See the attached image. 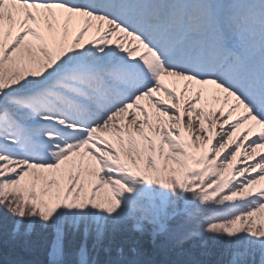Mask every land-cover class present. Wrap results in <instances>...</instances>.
Instances as JSON below:
<instances>
[{
	"label": "snow or ice",
	"instance_id": "snow-or-ice-1",
	"mask_svg": "<svg viewBox=\"0 0 264 264\" xmlns=\"http://www.w3.org/2000/svg\"><path fill=\"white\" fill-rule=\"evenodd\" d=\"M0 264H264V0H0Z\"/></svg>",
	"mask_w": 264,
	"mask_h": 264
},
{
	"label": "trees",
	"instance_id": "trees-1",
	"mask_svg": "<svg viewBox=\"0 0 264 264\" xmlns=\"http://www.w3.org/2000/svg\"><path fill=\"white\" fill-rule=\"evenodd\" d=\"M145 246H146V247H150V245L148 244L147 241H145Z\"/></svg>",
	"mask_w": 264,
	"mask_h": 264
}]
</instances>
